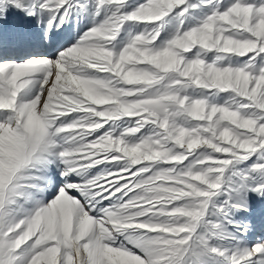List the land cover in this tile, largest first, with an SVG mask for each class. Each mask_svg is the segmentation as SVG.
Wrapping results in <instances>:
<instances>
[{
    "label": "snow or ice",
    "instance_id": "6c2138e0",
    "mask_svg": "<svg viewBox=\"0 0 264 264\" xmlns=\"http://www.w3.org/2000/svg\"><path fill=\"white\" fill-rule=\"evenodd\" d=\"M0 264H264V0H0Z\"/></svg>",
    "mask_w": 264,
    "mask_h": 264
}]
</instances>
